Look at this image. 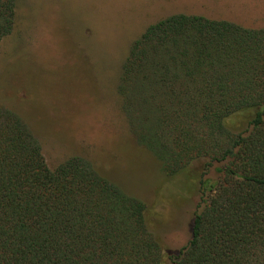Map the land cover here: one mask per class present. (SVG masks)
I'll return each mask as SVG.
<instances>
[{"label":"trees","instance_id":"16d2710c","mask_svg":"<svg viewBox=\"0 0 264 264\" xmlns=\"http://www.w3.org/2000/svg\"><path fill=\"white\" fill-rule=\"evenodd\" d=\"M16 5L0 0V42ZM1 93L0 264H264V27L173 14L149 25L122 65L129 131L170 188L189 189L194 161L205 169L178 254L151 228L146 201L89 158L51 168L23 96Z\"/></svg>","mask_w":264,"mask_h":264},{"label":"rangeland","instance_id":"374dc122","mask_svg":"<svg viewBox=\"0 0 264 264\" xmlns=\"http://www.w3.org/2000/svg\"><path fill=\"white\" fill-rule=\"evenodd\" d=\"M179 8L264 27V0H17L14 28L0 42V93L23 96L16 103L48 165L71 154L89 158L146 201L151 228L172 254L191 239L205 169L194 161L189 189L170 188L158 158L129 131L118 84L134 40ZM209 175L218 177L214 167Z\"/></svg>","mask_w":264,"mask_h":264},{"label":"crops","instance_id":"0c3cea01","mask_svg":"<svg viewBox=\"0 0 264 264\" xmlns=\"http://www.w3.org/2000/svg\"><path fill=\"white\" fill-rule=\"evenodd\" d=\"M169 11L172 12V11H173V7L170 8V9H168V10L161 11V12H169ZM179 12H180V13H184V12H182V10H181L180 8H179ZM158 13H159V12H158ZM173 14H177V13H172V14H169V15H167V16H165V17H161V18H159L157 21H159V20H161V19H163V18H166V17H168V16H170V15H173ZM157 21H156V22H157ZM154 23H155V22H154ZM152 24H153V23H152ZM150 25H151V24H150ZM148 26H149V25H148ZM148 26H147V27H148ZM145 30H146V29H145ZM145 30H144V31H145Z\"/></svg>","mask_w":264,"mask_h":264}]
</instances>
